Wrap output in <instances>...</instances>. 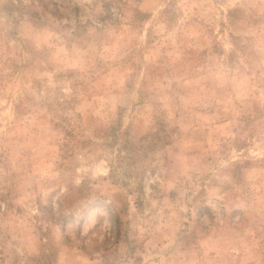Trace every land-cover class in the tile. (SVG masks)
<instances>
[{"label":"rangeland","instance_id":"rangeland-1","mask_svg":"<svg viewBox=\"0 0 264 264\" xmlns=\"http://www.w3.org/2000/svg\"><path fill=\"white\" fill-rule=\"evenodd\" d=\"M0 264H264V0H0Z\"/></svg>","mask_w":264,"mask_h":264}]
</instances>
